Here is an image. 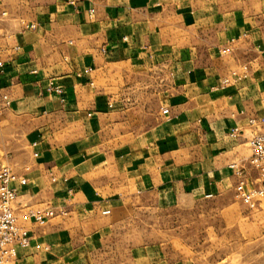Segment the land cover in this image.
<instances>
[{
  "label": "crops",
  "instance_id": "1",
  "mask_svg": "<svg viewBox=\"0 0 264 264\" xmlns=\"http://www.w3.org/2000/svg\"><path fill=\"white\" fill-rule=\"evenodd\" d=\"M0 59L23 264H264V0H0Z\"/></svg>",
  "mask_w": 264,
  "mask_h": 264
},
{
  "label": "built area",
  "instance_id": "2",
  "mask_svg": "<svg viewBox=\"0 0 264 264\" xmlns=\"http://www.w3.org/2000/svg\"><path fill=\"white\" fill-rule=\"evenodd\" d=\"M32 27H35L33 24ZM104 51L105 48H102ZM3 65L0 59V67ZM86 72H89L87 70ZM49 91L62 92V87L51 81ZM10 105L7 95L4 96V105L0 107V115L5 106ZM165 113L168 110H164ZM251 119V123L256 122ZM263 130L255 133L249 139V147L251 149L250 164L258 172V184H251L246 178H241L236 186V198L243 201L250 208H254L257 203L264 198V117L260 119ZM238 129H235L233 135H237ZM232 167H236L233 165ZM239 175H243L242 171H238ZM19 182L21 185L27 182V179L17 175L8 166L0 170V264H23L19 260V249L28 248L32 242V235L25 224L20 222L16 214L15 203L19 197V187L15 185ZM55 215V211L51 208L37 210L28 209L23 218L26 221L44 224Z\"/></svg>",
  "mask_w": 264,
  "mask_h": 264
},
{
  "label": "rangeland",
  "instance_id": "3",
  "mask_svg": "<svg viewBox=\"0 0 264 264\" xmlns=\"http://www.w3.org/2000/svg\"><path fill=\"white\" fill-rule=\"evenodd\" d=\"M2 114V113H1ZM1 116V115H0ZM0 125H1V118H0ZM4 134L2 133V131H1V126H0V170L3 168V167H5V166H7L6 164H4V162H3V154H4V152L3 151H7L8 150V143H7V141L5 142V143H3V138H4V136H3ZM10 135V134H9ZM6 137H8L7 136V134H6ZM19 136H16V138H18ZM9 139H10V137H9ZM8 139V140H9ZM11 144V143H10ZM13 145H15L17 148H18V142H17V140H16V144H15V141H14V144ZM160 214V213H159ZM157 215V214H156ZM182 215H183V213H181V211L179 212H177V210L176 211H174V212H171V215H170V219H171V222H173V223H171V227L172 226H177V218H179V217H182ZM157 219L159 220V222H155L154 223V231H158V230H161V223H160V220H161V216L160 215H157ZM167 219V218H166ZM149 229V228H151V225H143V230H145V229Z\"/></svg>",
  "mask_w": 264,
  "mask_h": 264
}]
</instances>
